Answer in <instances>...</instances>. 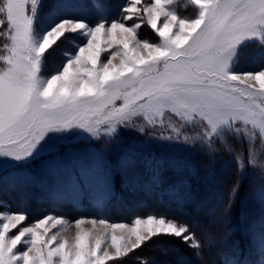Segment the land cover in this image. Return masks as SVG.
<instances>
[{
	"label": "snow or ice",
	"instance_id": "1",
	"mask_svg": "<svg viewBox=\"0 0 264 264\" xmlns=\"http://www.w3.org/2000/svg\"><path fill=\"white\" fill-rule=\"evenodd\" d=\"M189 2L191 16L180 14L176 0H123L114 11L107 0H92L96 18L88 20L79 0H0V169H22L27 182L48 174L53 198L65 190L77 198L86 188L96 192V214L74 220L49 213L27 223L25 211L0 210V264H127L164 238L201 254L195 221L167 212L131 223L106 217L111 172L79 150L64 151L79 139L120 143L121 130H135L190 151L223 149L241 171L259 168L264 177L257 147H264V66L238 67L248 48L264 61V0ZM145 26L156 40L141 37ZM66 43L73 50L46 74L49 57ZM138 163L128 154L119 161L125 172ZM145 167L151 182L143 187L159 186V164ZM230 208L231 199L224 212ZM58 225L74 226V234L53 232ZM257 251L258 261L224 264H264V235Z\"/></svg>",
	"mask_w": 264,
	"mask_h": 264
},
{
	"label": "rangeland",
	"instance_id": "2",
	"mask_svg": "<svg viewBox=\"0 0 264 264\" xmlns=\"http://www.w3.org/2000/svg\"><path fill=\"white\" fill-rule=\"evenodd\" d=\"M107 2L111 5L110 10L114 11L123 0ZM79 3L84 6L81 13L83 18L94 20V9L89 7L92 0H79ZM176 6L181 15L194 14L189 0H176ZM140 35L149 41L157 39L147 26ZM72 50V44L68 43L57 48L49 57L46 74L61 63L62 52ZM261 66H264V61L254 48L244 50L238 66L240 70H259ZM68 147L79 150L85 161L99 159L110 170L111 193L103 204V214L109 219L131 223L136 216L167 212L170 216L198 224L197 235L204 244L205 255L215 264H224L225 259L231 258L259 260L258 240L264 235V199H261L264 177L260 175L259 168L247 166L241 171L232 155L223 149L212 154L199 147L190 151V145L162 142L135 130H121L120 143L110 142L106 145L103 141L83 138L65 146L64 151ZM244 147L246 149L247 145ZM257 147L264 155V147L258 143ZM125 154L139 161L136 169L129 172L121 170L119 161ZM145 161L158 163L162 176V183L152 186L150 190L143 187L151 182V172L145 167ZM32 167L38 169V165ZM96 182L95 175L90 177L92 186ZM133 183L138 185L135 189ZM50 185L51 177L48 174H38L35 182H27L24 170L15 166L4 167L0 169V205H3L0 210L25 211L29 216L27 223L49 213L71 220L81 215L96 214L94 190L84 189L79 198L71 190H65L53 198L45 187ZM233 188H236L235 192ZM230 199L231 208L225 213L224 208ZM84 227L92 226L88 224ZM62 229L63 226L58 225L52 231L60 230L61 236L69 238L75 231L74 226Z\"/></svg>",
	"mask_w": 264,
	"mask_h": 264
},
{
	"label": "trees",
	"instance_id": "3",
	"mask_svg": "<svg viewBox=\"0 0 264 264\" xmlns=\"http://www.w3.org/2000/svg\"><path fill=\"white\" fill-rule=\"evenodd\" d=\"M63 205L69 204L63 203ZM205 254V248H202L201 254L197 256L195 252L187 249L178 240L164 238L155 240L142 251L137 250L135 256H130L126 258V260L127 264H140V259L147 260L149 264H153V262L154 264H179V262H184V264H215V262L211 261V258H208ZM218 264L222 263L218 262Z\"/></svg>",
	"mask_w": 264,
	"mask_h": 264
}]
</instances>
